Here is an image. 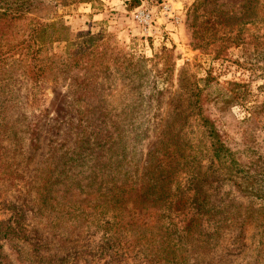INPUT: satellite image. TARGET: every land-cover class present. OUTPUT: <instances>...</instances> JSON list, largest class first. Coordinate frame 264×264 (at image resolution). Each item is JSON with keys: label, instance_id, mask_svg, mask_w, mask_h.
<instances>
[{"label": "trees", "instance_id": "16d2710c", "mask_svg": "<svg viewBox=\"0 0 264 264\" xmlns=\"http://www.w3.org/2000/svg\"><path fill=\"white\" fill-rule=\"evenodd\" d=\"M56 1L0 0V141L15 122L14 113L21 112L30 143L37 145L45 116L34 107L39 102L35 92L16 98L8 83L11 76L34 91H42L49 81L68 80V95L77 107L80 130L74 146H51L37 172L34 188L42 206L72 227L97 208L105 242L102 256L110 253L126 264H186L184 244L207 246L223 236L225 219L208 199L219 190L217 177H242L249 182L250 197L262 202L256 210L261 239L253 264H264V133L256 122L264 118V101L235 127L212 120L205 115L210 106L226 113L246 98L245 89L223 92L209 74L187 75L190 64L185 63L177 80L181 94L172 97L174 47L162 46L146 58L103 32H88L71 43L57 17ZM218 1L193 4L192 15L199 20L192 24L194 47L216 53L247 47L254 60L264 63V0H243L239 11ZM55 42H66L63 58H40V49ZM170 101L173 113L144 161L146 142L158 131ZM205 162L215 176L203 171ZM183 174L193 176L186 187L179 179ZM78 195L86 207L72 203ZM92 202L97 203L94 209ZM9 234L15 236L17 230L6 229L4 236Z\"/></svg>", "mask_w": 264, "mask_h": 264}, {"label": "rangeland", "instance_id": "374dc122", "mask_svg": "<svg viewBox=\"0 0 264 264\" xmlns=\"http://www.w3.org/2000/svg\"><path fill=\"white\" fill-rule=\"evenodd\" d=\"M86 1H56L59 3L57 17L68 29L71 43L80 42L88 32H103L111 34L127 51L146 58L159 53L162 46L174 47L172 97L181 94L177 80L185 63L190 64L187 75L202 78L209 74L219 83L215 88H223V92L245 89L246 98L236 102L228 112L220 113L213 106L205 111L210 119L234 127L236 122L251 117L256 105L264 101V87H260L264 86V63L254 60L251 49L237 46L216 53L194 47L192 24L194 21L198 24L199 20L196 14L192 15V8L197 0H139L137 6L133 0ZM218 2L227 9L239 11L243 0ZM206 8L214 7L208 5ZM65 46L66 42L51 43L40 49L38 55L42 59H62ZM8 83L16 98L35 92L39 102L34 107L45 111V116L38 131L37 145L30 143L26 116H21V112L14 113L15 122L11 121L8 134L0 141V264H126L111 258L110 253L101 255L105 242L101 239L100 212L94 209L96 202L91 203L93 215L72 227L63 217L56 219L48 206H42L34 188L37 172L50 147L72 148L80 130L77 107L68 95V80L49 81L42 91L30 89V85L15 76H11ZM234 84L241 86L240 89H233ZM113 94L117 97L121 91ZM170 103L166 105L158 131L146 142L144 161L156 146L164 122L173 113ZM256 122L264 133V118L257 117ZM204 165L203 171L209 173L207 176L216 175L212 168V171L207 168L208 162ZM179 179L186 187L192 183L193 176L183 174ZM217 179L219 190L208 199L225 219L223 236L207 246L199 242L184 244L183 248L189 254L186 264H253L261 239L256 210L262 202L250 197L249 182L242 177ZM73 202L76 207L87 206L81 195ZM12 228L17 230V235L4 236L6 229L12 233ZM127 264L144 263L132 261Z\"/></svg>", "mask_w": 264, "mask_h": 264}]
</instances>
